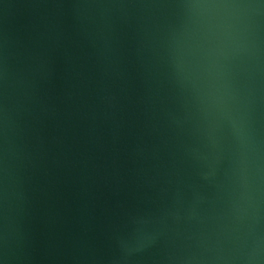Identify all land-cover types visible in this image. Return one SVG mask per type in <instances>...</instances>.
Segmentation results:
<instances>
[{
  "label": "water",
  "instance_id": "1",
  "mask_svg": "<svg viewBox=\"0 0 264 264\" xmlns=\"http://www.w3.org/2000/svg\"><path fill=\"white\" fill-rule=\"evenodd\" d=\"M0 264H264V0H0Z\"/></svg>",
  "mask_w": 264,
  "mask_h": 264
}]
</instances>
